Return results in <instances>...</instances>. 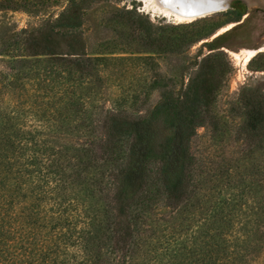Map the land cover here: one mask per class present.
<instances>
[{
    "label": "trees",
    "instance_id": "1",
    "mask_svg": "<svg viewBox=\"0 0 264 264\" xmlns=\"http://www.w3.org/2000/svg\"><path fill=\"white\" fill-rule=\"evenodd\" d=\"M98 1L123 0H67L54 19L24 33V50L43 60L20 90L31 87L39 101L26 109L0 102V264H260L263 247L249 248L250 263L234 262L241 247L225 239L223 219L174 248L149 230L156 204L181 215L195 189L189 95L197 88L204 103L212 94L201 73L183 95L163 91L143 116L107 110L94 140L64 141L84 122L77 90L92 61L79 29ZM225 14L231 22L243 16L237 2ZM237 100L240 139L261 143L264 91L244 87Z\"/></svg>",
    "mask_w": 264,
    "mask_h": 264
},
{
    "label": "rangeland",
    "instance_id": "2",
    "mask_svg": "<svg viewBox=\"0 0 264 264\" xmlns=\"http://www.w3.org/2000/svg\"><path fill=\"white\" fill-rule=\"evenodd\" d=\"M223 2L123 0L89 6L79 29L92 61L77 90L84 103V122L69 130L72 134L64 141L94 140L107 110L143 116L163 91L183 95L189 80L201 73L212 94L204 103L197 88L189 95L196 119L189 142L195 189L181 215L156 204L149 230L157 232L165 247L174 248L223 219L228 227L225 239L241 247L234 262L248 263L249 248L263 247L256 256L264 264V140L252 145L240 139L237 100L244 87L264 91V0H232L229 9L233 2L242 8L239 22L230 21ZM66 4L67 0H0V102L26 109L39 101L30 98L31 87L20 90L43 60L29 56L22 39L25 32L54 19ZM218 6L225 12L186 20L173 15ZM249 52L254 54L246 62Z\"/></svg>",
    "mask_w": 264,
    "mask_h": 264
},
{
    "label": "bare ground",
    "instance_id": "3",
    "mask_svg": "<svg viewBox=\"0 0 264 264\" xmlns=\"http://www.w3.org/2000/svg\"><path fill=\"white\" fill-rule=\"evenodd\" d=\"M160 2V1H159ZM181 2V1H180ZM182 3H183V0H182ZM150 4V3H149ZM156 4V3H155ZM223 4L225 5V9H226V0H224ZM176 7V6H175ZM156 8V7H155ZM223 6H218L216 7L215 9H211V10H206V11H203V12H200V13H196V14H188V13H179V12H175L173 15L175 17H177L178 19H181V20H186V19H191V18H200V17H204V16H207V15H210V14H213V13H217V12H222L224 10H222ZM159 9V8H158ZM176 9V8H175ZM167 11V10H166ZM161 12V11H160ZM166 13V12H165ZM169 14V13H168ZM196 18V19H197ZM187 22V21H186ZM190 22V21H189ZM254 54V52H249L248 53V56L246 58V62L248 61V59Z\"/></svg>",
    "mask_w": 264,
    "mask_h": 264
},
{
    "label": "water",
    "instance_id": "4",
    "mask_svg": "<svg viewBox=\"0 0 264 264\" xmlns=\"http://www.w3.org/2000/svg\"><path fill=\"white\" fill-rule=\"evenodd\" d=\"M231 1L232 0H226V9H225V11H227L230 8ZM225 11H223V12H225Z\"/></svg>",
    "mask_w": 264,
    "mask_h": 264
}]
</instances>
